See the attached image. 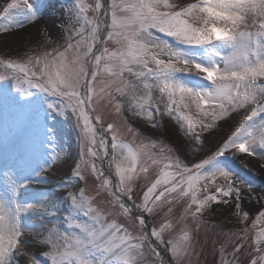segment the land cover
I'll use <instances>...</instances> for the list:
<instances>
[{
    "label": "snow or ice",
    "instance_id": "1",
    "mask_svg": "<svg viewBox=\"0 0 264 264\" xmlns=\"http://www.w3.org/2000/svg\"><path fill=\"white\" fill-rule=\"evenodd\" d=\"M39 11L35 0H10L0 6V18L8 21L0 31L13 26L27 31L17 17L36 27ZM69 11L84 23L75 32L79 38L63 51L27 55L23 62L0 61L6 70L0 74V98L15 108L21 123L34 125L30 142L44 152L53 149L48 120L58 114L76 129L81 146L78 160L53 150L30 175L13 179L5 171L0 264H14V254L29 244L50 264H167L157 243L166 246L171 264H182L196 228L206 227V212L225 207L242 222L251 214L257 222L264 220V202L245 210L244 193L251 199L254 188L228 166L235 161L246 167L241 154L264 160V0H76ZM192 78L195 83L189 82ZM130 116L148 130L174 119L194 158L181 159L183 141L167 147L169 154L163 141L150 137L134 148L123 135L143 133ZM105 157L114 174L105 175L97 165ZM62 165L78 180L85 179V169L94 174L96 196H86L83 188L69 191L65 221L49 220L32 236L25 217L48 213V202L32 196L35 203H29L20 194L45 179L48 169ZM141 177L145 184L137 191ZM102 193L110 198L98 205ZM181 199L186 206L177 229L173 215ZM148 217L159 222L149 227ZM262 238L264 230L257 244ZM243 247L237 243L233 255ZM258 261L264 262V255L251 264ZM31 264L43 262L33 257Z\"/></svg>",
    "mask_w": 264,
    "mask_h": 264
},
{
    "label": "rangeland",
    "instance_id": "2",
    "mask_svg": "<svg viewBox=\"0 0 264 264\" xmlns=\"http://www.w3.org/2000/svg\"><path fill=\"white\" fill-rule=\"evenodd\" d=\"M10 0H0V6L6 5ZM33 2V0H29ZM85 4H93L94 0H83ZM105 3H110V0H104ZM39 8L38 15H41L42 19L45 17V23H41L37 26L36 29L27 32H21V29L16 28L15 26L9 28L7 33L0 31V61L8 60H17L23 62V59H26L27 55H34L37 53L52 52L53 49H58L63 51L67 43H74L79 37L75 36V32L83 25V20L81 19L79 23L76 22V18L69 11V9L76 3V0H35ZM50 14H53L54 17H51ZM49 15V16H48ZM91 16V13H89ZM24 27L29 24L23 21L22 17H17ZM34 23V22H33ZM8 21L0 18V26H7ZM86 34V33H85ZM162 35V34H161ZM69 37H72V40H69ZM55 54V53H53ZM69 57H71V52H69ZM4 64L0 63V74L5 73ZM197 78H192L189 82L195 83ZM202 84H209L207 81H200ZM0 111L10 117L11 120L15 122L18 127V131L22 129H31L35 133V127L32 124H23L20 122L15 108L3 98H0ZM193 115H195L194 106H193ZM105 119H109L105 115ZM0 123V146H3L7 142L14 140L11 135V128L7 122L2 121ZM130 122L134 126H138L143 133V137H133L130 134L125 133L123 139L125 142L131 144L134 148H138L141 143H147V140L144 137H150L153 140L163 141L165 145V154L167 153V147H176L181 141L184 143V150L181 159H184L187 162V159L194 158L195 153L192 151L190 143L187 142V138L183 136V130L178 129V124L174 119L167 120L163 123L162 127L156 129H149V125L144 123L139 118L131 117ZM7 125V126H6ZM169 126V127H168ZM48 127L53 130V149H48L47 152H44L37 143L36 148L30 140L25 138V143L21 148L22 152L26 154H31L32 158H35L36 161H39L43 156L51 155L53 150L55 152L59 151V146L64 145L71 153L69 156L72 160H78L81 146L80 141L77 137V131L74 128L68 127L63 117L58 114H54L53 117H50L48 120ZM121 131L124 132V128L121 127ZM69 136V139L66 136ZM11 140V141H10ZM2 146V147H3ZM44 148H47V145H44ZM19 154H21L19 152ZM25 154V155H26ZM106 158L103 161L97 160L96 163L100 166L105 175L109 174L108 171V162L106 163ZM240 162L246 167H241L238 162L228 161V166L231 170L235 171L241 179L250 183L253 188V198L249 199L247 191H245L244 196V207L247 210L250 207L259 208L260 203L264 202V160H261L259 156L249 157L246 154H241L239 156ZM72 160H69V164L72 163ZM5 161L0 160V164L3 165ZM251 169V171H248ZM62 170V171H61ZM114 174V169L111 170ZM50 176L55 181V187L50 188L45 191H39L27 195V202L34 203L29 199L32 196H42L48 197L54 194H60L61 192L65 193V198L62 200L63 206L61 204L51 210L52 216L51 220L54 222L65 221L66 217L70 213L69 201L67 200V194L69 191L77 192L79 189L83 188L86 191V196L95 197L98 190L99 182L96 179L94 174H90L87 169H85L83 175L84 180H78V178L70 171V168L66 165L60 167H55L54 170L50 169ZM65 174L71 182L59 189L61 186L60 180ZM41 181V180H40ZM40 181H34L31 187L39 185ZM85 182V183H83ZM136 184L139 186L137 191L143 187L145 184V179L141 177L136 181ZM107 193H102L101 196L96 197V201L99 205L103 200L109 199ZM139 203V200L136 201ZM184 200H178L176 202V207L174 209L173 222L176 224V228L180 227V224L177 223L179 217L183 214V209L185 207ZM47 217V219H49ZM53 217V218H52ZM151 219L150 227L156 226L159 222V217H149ZM81 220H87V217L80 216ZM206 222L205 226H200L195 230V238L193 239V248L188 257L184 259L182 264H251V260L256 259L258 255H264V253L257 252L258 248H264V238H262L261 243L257 244V237L259 236L261 230H264V220L257 222L256 214H251L248 221H240L238 217L227 212L225 207L216 208L215 211H208L204 214L203 217ZM49 221V220H48ZM26 223L31 225V235L34 236V233L38 230L42 231L43 226H48L49 223L45 222V219L33 220L29 219ZM189 223L191 220L189 219ZM245 230V231H241ZM173 233H165V239L170 238V235ZM235 234V235H233ZM237 243H242L244 245L243 249L236 256L233 255V248ZM29 251V257L26 261L25 258H21L20 252H16L13 256V260L18 264H31L32 258L35 257L37 260L43 262V264H50L48 257L43 255H37L39 249L34 245H25ZM159 249H164L171 259L168 264H171L172 257L170 252L167 250L165 245L157 243V251L160 252L161 256L164 258L163 253ZM223 249V250H222ZM20 254V255H19ZM214 259V260H213ZM258 264H264L262 261H258Z\"/></svg>",
    "mask_w": 264,
    "mask_h": 264
},
{
    "label": "bare ground",
    "instance_id": "3",
    "mask_svg": "<svg viewBox=\"0 0 264 264\" xmlns=\"http://www.w3.org/2000/svg\"><path fill=\"white\" fill-rule=\"evenodd\" d=\"M38 16L40 18V23L38 25H36V27H31L30 25L26 26L27 31H32L33 29H36L37 26H39L42 22L45 23L44 21H46V18L44 17L42 19L41 15H38ZM50 16L54 17L53 14H50ZM27 31H24V32H27ZM21 32H23V31L21 30ZM12 116H13V114H11L9 117L0 111V123L3 124L2 121H5V122H7V125L9 124L8 127L11 128V135H12V138L14 139L12 141L10 140L11 142H7L4 146L2 144L3 147L0 146V160L5 161V162L9 161V165H8L7 169L3 165L0 164V190H2L5 186V177H4L5 171H9V174L12 176V178L16 179L17 176L20 174L30 175L34 170L38 171L39 166L42 162V159H40L39 161H36L35 158L31 157V154H26L24 151L23 152L21 151L22 150L21 148L24 146L23 143H25V138H27L29 140V137L34 136L35 133L33 132V130L27 129V128L26 129L24 128V129L18 131L17 129H18L19 125H17L15 122H13L11 120ZM66 138L69 139V136L67 135ZM34 146L36 147L37 143L34 144ZM36 148H39V147H36ZM59 151L67 153L68 155L71 154V153H69L70 150L67 149L64 145L59 146ZM19 152L21 154H19ZM46 155H47V153H46ZM49 172H50V169H48L46 171L45 179L41 180L39 185L34 186V187H31V186L26 187L24 189V191L22 192V194L29 195V194H32L35 192L45 191V190H48L50 188H54L56 186L55 185L56 183H55V181L53 182ZM70 182H71V180L69 179V177H67L65 174H63V176L60 180L61 186L58 188L62 189L63 186L69 184ZM65 196H66L65 193L61 192L60 194H54V195H50L48 197H44V199L47 200V202H48L46 205V207H48V209H49L48 213H46V214H41L39 212L34 213L31 215L30 218L33 220H40V221L45 219V222L49 223L48 220H51V217H49V216H52V214H50L51 210H53V208L57 207L58 204L60 205L62 200L65 198ZM61 206H63V202H62ZM47 217H49V219H47ZM42 231L38 230L37 232H42ZM37 232L34 233V236ZM20 253H21V255L19 254L20 257L25 258L26 261L28 260V258H30L29 257V251H28V248H26V246H24V251L20 252ZM14 264H18V263L16 261H14Z\"/></svg>",
    "mask_w": 264,
    "mask_h": 264
}]
</instances>
